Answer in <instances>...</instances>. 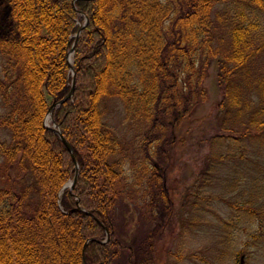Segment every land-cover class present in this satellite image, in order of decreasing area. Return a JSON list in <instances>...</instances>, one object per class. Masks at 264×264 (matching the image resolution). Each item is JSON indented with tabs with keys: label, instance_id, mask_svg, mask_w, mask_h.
<instances>
[{
	"label": "trees",
	"instance_id": "trees-1",
	"mask_svg": "<svg viewBox=\"0 0 264 264\" xmlns=\"http://www.w3.org/2000/svg\"><path fill=\"white\" fill-rule=\"evenodd\" d=\"M214 2L8 0L11 29L0 38V127L10 140H0V154L3 167L13 165L22 176L19 193L0 187V264H83L82 257L84 264H156L154 232L141 238L120 233L114 208L151 189L168 211L164 177L144 161L137 176L134 166L122 170L123 160L115 157L120 141L104 125L100 101L117 97L125 120L144 126L138 147L150 161L167 156L191 110L206 99L203 80L214 59L227 110L238 107L236 79L247 80L264 30L253 18L233 24L228 46L217 48ZM252 3L262 8L263 0ZM71 66L72 95L51 109L50 119L74 159L43 126L49 106L71 87ZM259 89V109L249 123L264 132V86ZM75 173L73 187L61 190Z\"/></svg>",
	"mask_w": 264,
	"mask_h": 264
},
{
	"label": "rangeland",
	"instance_id": "rangeland-1",
	"mask_svg": "<svg viewBox=\"0 0 264 264\" xmlns=\"http://www.w3.org/2000/svg\"><path fill=\"white\" fill-rule=\"evenodd\" d=\"M250 18L264 30V0L262 8L252 0H215L213 44L226 49L230 27ZM10 29L8 0H0V38ZM3 63L0 54V77ZM246 68L247 80L236 79L242 93L239 109L227 110L214 59L203 80L206 99L191 110L167 156H150L152 161L138 147L144 126L125 120L117 97L100 101L102 121L120 141L121 154L115 157L123 160L122 170L134 166L137 176L144 161L156 165L164 177L168 211L151 189L142 199H123L114 208L120 233L128 230L131 237L141 238L146 231L154 232L156 264H264V132L249 123L264 86V45ZM4 112L0 100V114ZM47 122L52 124L50 118ZM224 125L229 128L224 130ZM0 140L9 142L8 129L0 127ZM2 164L0 154V187L11 186L19 193L22 175L13 165Z\"/></svg>",
	"mask_w": 264,
	"mask_h": 264
},
{
	"label": "water",
	"instance_id": "water-1",
	"mask_svg": "<svg viewBox=\"0 0 264 264\" xmlns=\"http://www.w3.org/2000/svg\"><path fill=\"white\" fill-rule=\"evenodd\" d=\"M86 21H87V20L85 19V22L82 23V24L80 25L78 31L75 33V41H76V39H77V37H78V35H79V31H80V29H81L82 26L86 23ZM75 41H74V42H75ZM72 52H73V46L70 48L69 52L67 53V60H68L69 63H70V57H71V55H72ZM70 71H71V75H72L71 87H70L68 93H67V94H66L61 100H59V101H57V102H53V103L49 106L48 111H47L46 116H45L44 121H43V126H44L46 129H48V130H50V131L56 133V134L59 136V138H60L61 141L64 143L65 147H66L67 150L71 153V156H72V148H71V145H70L69 142L63 137V135H62V133H61V131H60V129H59V126H58L57 124H55V123H52L51 125H49V123L46 122V117H47L48 115L50 116V114H51V109H52L55 105H59V104L62 103L63 101L69 99V98L71 97V95H72L73 87H74V71H73L72 66L70 67ZM72 158L74 159L73 156H72ZM76 167H77V165H76V163H75V168H76ZM76 175H77V174L75 173L74 176H73V178H72L71 180L65 182L64 185L61 187V190H62L63 188H65V187L72 188L73 185H74V183H75ZM61 190H60V191H61ZM58 201H59V199H58ZM77 209L82 210L81 207H77ZM106 237H107V235H106ZM82 261H83V264H84V257H82Z\"/></svg>",
	"mask_w": 264,
	"mask_h": 264
},
{
	"label": "bare ground",
	"instance_id": "bare-ground-1",
	"mask_svg": "<svg viewBox=\"0 0 264 264\" xmlns=\"http://www.w3.org/2000/svg\"><path fill=\"white\" fill-rule=\"evenodd\" d=\"M48 119H49V115L46 117V122L48 121Z\"/></svg>",
	"mask_w": 264,
	"mask_h": 264
}]
</instances>
